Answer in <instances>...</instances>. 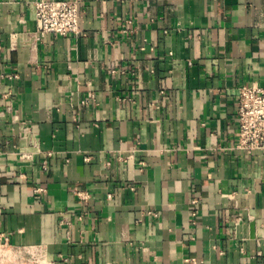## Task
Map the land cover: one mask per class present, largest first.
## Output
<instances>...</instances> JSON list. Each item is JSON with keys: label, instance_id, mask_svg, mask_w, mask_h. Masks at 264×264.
<instances>
[{"label": "crops", "instance_id": "crops-1", "mask_svg": "<svg viewBox=\"0 0 264 264\" xmlns=\"http://www.w3.org/2000/svg\"><path fill=\"white\" fill-rule=\"evenodd\" d=\"M38 1L0 0V264H264V153L235 147L264 0H74L44 38Z\"/></svg>", "mask_w": 264, "mask_h": 264}, {"label": "built area", "instance_id": "built-area-1", "mask_svg": "<svg viewBox=\"0 0 264 264\" xmlns=\"http://www.w3.org/2000/svg\"><path fill=\"white\" fill-rule=\"evenodd\" d=\"M35 17L41 38L48 35L78 34L81 29L78 1L40 0L35 3ZM236 117L238 121L236 149L249 154L264 153V86L253 84L240 88ZM259 256L264 257V252H259ZM191 261L197 263L196 259Z\"/></svg>", "mask_w": 264, "mask_h": 264}]
</instances>
